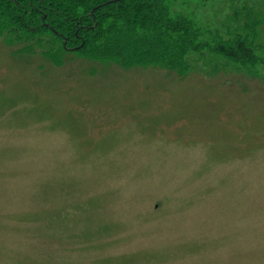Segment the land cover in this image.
<instances>
[{
  "label": "rangeland",
  "instance_id": "374dc122",
  "mask_svg": "<svg viewBox=\"0 0 264 264\" xmlns=\"http://www.w3.org/2000/svg\"><path fill=\"white\" fill-rule=\"evenodd\" d=\"M168 3L258 61L60 66L0 36V264H264V0Z\"/></svg>",
  "mask_w": 264,
  "mask_h": 264
},
{
  "label": "trees",
  "instance_id": "16d2710c",
  "mask_svg": "<svg viewBox=\"0 0 264 264\" xmlns=\"http://www.w3.org/2000/svg\"><path fill=\"white\" fill-rule=\"evenodd\" d=\"M168 2L0 0V36L15 55L37 54L60 66L86 58L101 65H163L182 71L186 52L207 48L236 63L258 61L246 41L218 36L212 45L201 42L196 24L173 16ZM67 54L78 58L66 60Z\"/></svg>",
  "mask_w": 264,
  "mask_h": 264
},
{
  "label": "water",
  "instance_id": "95a60500",
  "mask_svg": "<svg viewBox=\"0 0 264 264\" xmlns=\"http://www.w3.org/2000/svg\"><path fill=\"white\" fill-rule=\"evenodd\" d=\"M94 13V12H93Z\"/></svg>",
  "mask_w": 264,
  "mask_h": 264
}]
</instances>
